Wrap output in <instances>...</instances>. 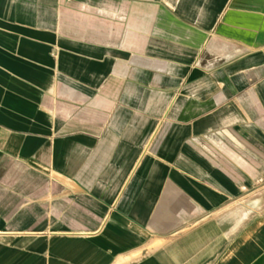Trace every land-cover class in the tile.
Masks as SVG:
<instances>
[{
	"label": "crops",
	"instance_id": "1",
	"mask_svg": "<svg viewBox=\"0 0 264 264\" xmlns=\"http://www.w3.org/2000/svg\"><path fill=\"white\" fill-rule=\"evenodd\" d=\"M0 264H264V0H0Z\"/></svg>",
	"mask_w": 264,
	"mask_h": 264
}]
</instances>
